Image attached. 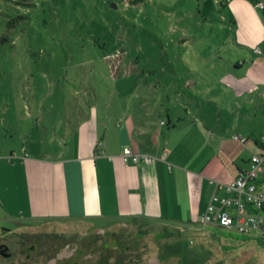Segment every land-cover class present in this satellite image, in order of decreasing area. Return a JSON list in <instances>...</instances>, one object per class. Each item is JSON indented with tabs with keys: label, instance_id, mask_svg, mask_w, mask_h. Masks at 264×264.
I'll return each instance as SVG.
<instances>
[{
	"label": "rangeland",
	"instance_id": "rangeland-1",
	"mask_svg": "<svg viewBox=\"0 0 264 264\" xmlns=\"http://www.w3.org/2000/svg\"><path fill=\"white\" fill-rule=\"evenodd\" d=\"M227 1L0 0L1 188L12 177L22 189L19 163L26 153H55L62 135L92 105L105 116L126 112L147 129L141 138L174 131L175 143L189 137L197 142L194 125L204 129V120L215 127L220 118H231L244 124L231 133L260 139L261 88L258 101L237 112L207 101L209 87L211 96L232 99L218 79L232 62L252 55L236 42ZM253 1L264 20L258 5L264 0ZM257 48L264 51V41ZM167 119L175 127L162 125ZM185 147L178 144L176 151ZM102 225L81 218L27 222L0 202V243L21 232L56 234V254L53 247L43 252L50 262L77 252L75 264H264V225L250 237L200 221ZM8 245L14 255L0 256V264L23 262Z\"/></svg>",
	"mask_w": 264,
	"mask_h": 264
},
{
	"label": "crops",
	"instance_id": "crops-1",
	"mask_svg": "<svg viewBox=\"0 0 264 264\" xmlns=\"http://www.w3.org/2000/svg\"><path fill=\"white\" fill-rule=\"evenodd\" d=\"M226 6L237 44L252 55L232 62V69L218 79L225 92L233 94L232 99L211 96L210 87L206 93L208 102L220 103L225 112H237L258 101L260 88L264 101V51L257 48L264 40V20L253 0H228ZM237 69L243 73L238 74ZM220 119L215 127L204 120V129L194 125L200 135L197 142L189 137L175 143L174 131H156L141 138L147 129L126 112L105 116L92 105L88 114L62 135L55 153L37 157L26 153L19 163L22 189L17 178L9 177L5 189L0 184V202L17 209L27 222L81 218L94 225L101 222L103 228L137 216L193 224L209 202L210 179L230 181L262 148L260 139L245 135L241 141L234 137L237 133L230 132H240L242 122ZM167 122L176 125L170 119L162 125ZM178 144L186 145L185 150L177 152ZM125 146L140 156L138 161L122 159Z\"/></svg>",
	"mask_w": 264,
	"mask_h": 264
},
{
	"label": "built area",
	"instance_id": "built-area-1",
	"mask_svg": "<svg viewBox=\"0 0 264 264\" xmlns=\"http://www.w3.org/2000/svg\"><path fill=\"white\" fill-rule=\"evenodd\" d=\"M258 5L263 7L262 2ZM234 137L246 139L240 135ZM260 140L263 147L250 156L246 169L228 182L210 179L212 193L199 216L203 225L220 226L246 235H254L264 225V135ZM121 156L124 161H138L140 157L129 146L123 147ZM221 190L225 194H220Z\"/></svg>",
	"mask_w": 264,
	"mask_h": 264
},
{
	"label": "flooded vegetation",
	"instance_id": "flooded-vegetation-1",
	"mask_svg": "<svg viewBox=\"0 0 264 264\" xmlns=\"http://www.w3.org/2000/svg\"><path fill=\"white\" fill-rule=\"evenodd\" d=\"M4 241L1 240V243H0V256L8 258L14 255L13 252H9L8 244H11L12 246H14V250H15L14 252L16 251L21 252L19 256L22 257L20 259L23 260V262L15 263V264H25L29 260L32 263L38 262L39 264H68L71 261L74 262V264L77 263V261L73 259V255L76 254L77 252L76 253L71 252L70 254H67L64 256L66 258L62 259L61 257L59 260H54L52 262H50V259L52 257L51 255L44 256L43 252L51 249V247H53L55 251V253L53 254H56V249L58 247L57 243H59L60 241L59 236L56 234H46V233L40 234L38 232H27V233L21 232V233L12 235V237H10L9 239H4ZM24 246L31 248L30 253H26V251L22 250ZM41 246L43 247L42 249L40 248ZM6 249H8V251L5 252ZM41 258L46 259V260L42 262L38 261Z\"/></svg>",
	"mask_w": 264,
	"mask_h": 264
},
{
	"label": "trees",
	"instance_id": "trees-1",
	"mask_svg": "<svg viewBox=\"0 0 264 264\" xmlns=\"http://www.w3.org/2000/svg\"><path fill=\"white\" fill-rule=\"evenodd\" d=\"M138 1H141V0H129V3H137ZM263 7H264V4H263ZM263 7H260V8H263ZM264 41V40H263ZM260 146L263 147V144L260 143ZM128 220L130 221H133V222H137L138 224L140 225H144V224H147L148 221H153V220H157V221H162V222H165V223H171V224H174V222H170L169 220H163V219H152V218H140V217H137V216H133L131 218H129ZM214 228H220V229H226L224 227H220V226H212ZM227 230V229H226ZM177 233V232H176ZM162 235H170V234H174L173 232L171 231H164L161 233ZM246 235V234H245ZM247 237H250L252 235H246ZM113 245V244H112ZM105 248H110V247H105Z\"/></svg>",
	"mask_w": 264,
	"mask_h": 264
}]
</instances>
